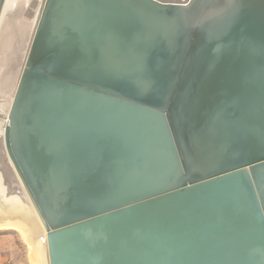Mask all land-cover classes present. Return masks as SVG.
<instances>
[{
  "label": "water",
  "instance_id": "1",
  "mask_svg": "<svg viewBox=\"0 0 264 264\" xmlns=\"http://www.w3.org/2000/svg\"><path fill=\"white\" fill-rule=\"evenodd\" d=\"M0 92L48 264H264V0H0Z\"/></svg>",
  "mask_w": 264,
  "mask_h": 264
},
{
  "label": "bare ground",
  "instance_id": "2",
  "mask_svg": "<svg viewBox=\"0 0 264 264\" xmlns=\"http://www.w3.org/2000/svg\"><path fill=\"white\" fill-rule=\"evenodd\" d=\"M11 101V96L0 92V141L2 140V142L4 141L7 132V114ZM12 167L16 178L20 183L19 185L22 187V191L24 190V193L23 198L18 195H13L8 198L5 197L6 189L4 186V177L0 165V229H16L20 233L24 241H26L30 246H32L31 249L32 254L34 255L33 258L36 260L37 264H48V257L46 252L45 226L17 170L14 166ZM24 194L30 200V204L32 207H29V205L26 204L27 201ZM13 197L14 202L11 201Z\"/></svg>",
  "mask_w": 264,
  "mask_h": 264
},
{
  "label": "rangeland",
  "instance_id": "3",
  "mask_svg": "<svg viewBox=\"0 0 264 264\" xmlns=\"http://www.w3.org/2000/svg\"><path fill=\"white\" fill-rule=\"evenodd\" d=\"M18 184L20 183L18 182ZM25 198L27 201L26 204L32 207L26 195ZM13 199L14 197L11 201L14 202ZM31 247L32 246L24 241L16 229H0V257L4 261V264H37L36 260L33 258L34 255L32 254Z\"/></svg>",
  "mask_w": 264,
  "mask_h": 264
},
{
  "label": "crops",
  "instance_id": "4",
  "mask_svg": "<svg viewBox=\"0 0 264 264\" xmlns=\"http://www.w3.org/2000/svg\"><path fill=\"white\" fill-rule=\"evenodd\" d=\"M0 264H4V261L1 259V257H0Z\"/></svg>",
  "mask_w": 264,
  "mask_h": 264
}]
</instances>
